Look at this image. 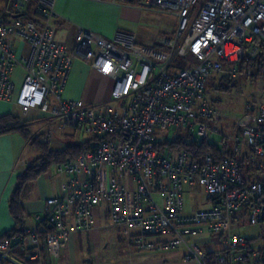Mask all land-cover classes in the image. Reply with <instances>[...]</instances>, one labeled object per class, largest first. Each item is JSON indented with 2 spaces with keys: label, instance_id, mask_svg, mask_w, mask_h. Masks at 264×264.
<instances>
[{
  "label": "built area",
  "instance_id": "1",
  "mask_svg": "<svg viewBox=\"0 0 264 264\" xmlns=\"http://www.w3.org/2000/svg\"><path fill=\"white\" fill-rule=\"evenodd\" d=\"M7 2L11 9L0 12V100L15 98L22 114L48 113L46 130L37 134L42 143L52 142L57 129H73L78 137L87 133L92 143L56 166L68 176L61 193L46 199L33 222L0 239V264L39 260L43 244L52 260L59 259L72 234L95 228V209L102 203L109 205L111 224L131 231L129 242L139 249L184 247V259L198 264H264L256 262L260 250L250 252L248 237L229 233L245 205L250 223L261 222L263 182L245 177L236 158L206 153L196 159L185 148H156L166 140L159 133L169 129L198 141L222 135L208 81L238 77L234 64L257 55L264 43V0H139L178 17L175 36L155 40L169 51L140 43L128 30L107 38L86 27L68 49L55 38L56 0ZM29 5L38 19L24 16ZM14 36L28 42V53L17 52ZM178 57L186 59L185 66L175 64ZM78 60L113 81L112 100L87 103L64 96ZM18 66L25 69L19 87L13 79ZM244 74L251 77L253 69ZM259 77L260 99L246 101L229 134L235 153L248 147L254 170L264 168V77ZM198 185L210 207L186 214L185 193ZM204 230L224 235L226 249L209 255L197 239ZM160 236L171 238L155 240Z\"/></svg>",
  "mask_w": 264,
  "mask_h": 264
},
{
  "label": "crops",
  "instance_id": "2",
  "mask_svg": "<svg viewBox=\"0 0 264 264\" xmlns=\"http://www.w3.org/2000/svg\"><path fill=\"white\" fill-rule=\"evenodd\" d=\"M109 1L110 3H106V0H56L57 17L53 20L56 40L69 49L74 45L76 34L80 27H86L107 38H112L117 30H124L100 25L101 19L106 16L108 8L112 6L111 4H116L111 0ZM6 4H8L7 1ZM12 42L19 54L29 52V44L25 39L14 36ZM24 76L25 69L22 66H18L13 73V79L17 87L22 84ZM113 85L112 80L100 75L89 63L78 60L73 64L66 79L64 96L83 99L87 103L110 101L112 100ZM32 111L37 112L38 115L42 114L44 126L34 129V126L38 123L37 114L29 117L31 111L28 114L20 113L15 105V98L0 100V116L13 113L26 120L36 119L32 129L34 134H39L46 130L49 115L39 109ZM36 127L39 126L37 125ZM213 141L220 143L218 137L217 139L214 138ZM66 146L54 149H63ZM31 148L32 146L28 140L19 132L0 134V237L13 230L16 226V220L10 210V198L18 176L26 171L32 159L38 154L32 158L33 150ZM225 149L234 151L233 141L230 140ZM29 152L31 154L28 158ZM236 156L246 166H250L248 147L242 145ZM52 167H54V172L51 171ZM52 167L33 182L31 195L23 202L25 223L27 224L33 222L35 214L43 210L48 197L61 193L63 185L68 180L67 175L57 173L56 165ZM193 188H188L186 193H193ZM195 211L197 210L185 212L184 207V213L186 214ZM244 215H247L245 208L234 216L233 223ZM232 227L229 233L235 234V232H232ZM130 233L131 231L125 227L111 224L109 205L102 203L95 209L94 229L72 234L62 256L56 260L51 259L48 248L45 245L44 251L46 250L47 252H43L41 258L33 264H198L195 261L184 259V247L154 250L139 249L129 242L128 235ZM170 238L169 236H160L155 238V240ZM197 239L209 255L226 249L224 235H216L204 230ZM26 264L31 263L26 262Z\"/></svg>",
  "mask_w": 264,
  "mask_h": 264
},
{
  "label": "rangeland",
  "instance_id": "3",
  "mask_svg": "<svg viewBox=\"0 0 264 264\" xmlns=\"http://www.w3.org/2000/svg\"><path fill=\"white\" fill-rule=\"evenodd\" d=\"M6 1L7 0H0V12L11 9V6L7 7ZM138 2L139 0H118L116 4H111L112 6L108 8L106 16L101 19L100 25L107 28L117 27L131 31L136 34L140 43L169 51L168 48L157 45L155 40L159 36L174 37L179 26L178 17L170 10L150 8L140 5ZM106 3H110V1L108 2V0H106ZM186 63V59L182 57H178L175 61V64L178 66H185ZM216 78L217 76H212L209 79L207 94L208 97L213 100V104L220 110V114L222 115L218 123L220 132L231 134L236 128L238 117L245 111L246 101L260 99V95H262V81L259 76L256 78H241L238 80V86L235 87L234 91L226 93L216 89V85H218L217 82L219 83ZM35 114H37L36 119L38 120L37 125L39 127H36V125L34 129L44 126L42 114L38 115L37 112L31 111L29 117H33ZM74 132L73 129H57L55 138L49 144L53 148H62L64 145L66 146L84 141L90 137L87 133L81 134L78 137ZM184 133H186L184 130L178 131L176 129H169L161 131L159 134L165 139L172 140L177 135ZM217 137L218 136L215 135L214 138L217 139ZM31 149L33 150V158L38 152L34 147ZM30 154L31 152L28 153V158ZM260 170H264V168ZM51 171L54 172V167L51 168ZM259 177L264 179V171L259 173ZM184 198L185 212L209 207L204 188L200 185L193 188V193H186ZM249 219V215L239 217V219L233 223L232 232L243 234L252 239L253 246L256 250L263 249L264 221H261L259 224H251Z\"/></svg>",
  "mask_w": 264,
  "mask_h": 264
},
{
  "label": "trees",
  "instance_id": "4",
  "mask_svg": "<svg viewBox=\"0 0 264 264\" xmlns=\"http://www.w3.org/2000/svg\"><path fill=\"white\" fill-rule=\"evenodd\" d=\"M24 16L28 19L39 18V15L35 11L33 5H29L27 11L24 13ZM234 65L239 68L241 74L235 78L217 77L216 80L219 81V83L217 82L218 85H216V89L218 91L231 93L234 91L235 87L238 86V80H240L241 78H250L244 74V70L247 67H251L253 69L254 74L251 77H264V43H261L260 50L257 55H247L242 61ZM210 101L212 102L213 100L210 99ZM35 121L36 119L26 120L13 113H7L0 116V134L15 131L19 132L25 137L26 140H28L30 145L38 151V154L32 159L26 171L18 176L16 186L10 198V210L16 220V226L13 230L7 232L5 235L0 237V239L11 235L14 231L21 229V227L25 224V210L23 207V202L30 197L31 185L33 184V182H35L42 174L46 173L53 165L57 166L58 164L70 158H74L91 147L92 141L90 139H86L84 141L69 144L63 149H54L49 143H42L38 140L37 134H34L32 129V126ZM223 134L225 135L223 136ZM217 136L220 141L219 144L210 140L198 141L197 139H193L190 133H184L177 135L172 140L166 139L164 141H158L156 143V148L159 152H163L167 149L185 148L190 151L196 159L202 157L206 153H212L217 159H222L224 157L236 158L241 163V170L245 177H253V179L259 180L264 184V179L259 177V173L263 172L264 170H254L251 168V166H246L242 160L237 158L236 153L234 151L225 149L226 145L230 142L229 134L222 133V135ZM262 202L264 204V194ZM244 208L245 212H247V205H245ZM261 221H264V216ZM45 245L43 244L42 247L43 252H47L46 250L44 251ZM249 246L250 252H254V250H256L254 249L253 241L250 238ZM260 251V256L256 259V262L264 263V248L260 249ZM28 262L33 264L37 262V260Z\"/></svg>",
  "mask_w": 264,
  "mask_h": 264
}]
</instances>
